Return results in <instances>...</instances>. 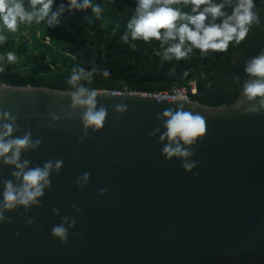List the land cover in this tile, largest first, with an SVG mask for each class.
I'll return each mask as SVG.
<instances>
[{
    "label": "water",
    "instance_id": "water-1",
    "mask_svg": "<svg viewBox=\"0 0 264 264\" xmlns=\"http://www.w3.org/2000/svg\"><path fill=\"white\" fill-rule=\"evenodd\" d=\"M244 86L216 106L90 89L95 110H106L96 129L84 124L88 106L73 103L76 90L1 81L0 132L11 123L6 140L30 133L40 141L21 149L17 163L53 167L38 203L5 208V182L23 180L0 157V264H264V97L249 100ZM169 108L205 120L191 144L177 137L188 156L163 152L176 147L160 138ZM60 225L66 241L52 233Z\"/></svg>",
    "mask_w": 264,
    "mask_h": 264
},
{
    "label": "trees",
    "instance_id": "trees-1",
    "mask_svg": "<svg viewBox=\"0 0 264 264\" xmlns=\"http://www.w3.org/2000/svg\"><path fill=\"white\" fill-rule=\"evenodd\" d=\"M223 4L230 15L238 0H212ZM27 12L35 11L30 0H22ZM71 0H53L51 11L39 23L18 21L11 32L0 24V82L45 85L60 89H116L127 87L137 91H153L194 82L191 99L203 104L232 102L246 82L245 67L264 45V0H254L256 19L239 44L235 40L226 51L202 53L193 48L184 59H164L165 49L177 41L133 40L129 21L136 15L138 0H90L86 8L70 7ZM83 4V0H77ZM99 5L100 11L93 12ZM63 6V7H61ZM174 8L194 15L191 4H174ZM205 6H201V11ZM40 5L36 6L39 9ZM53 13H56L53 19ZM223 18L215 22L220 23ZM51 21V23H49ZM211 14L205 23H211ZM188 23L178 20L177 25ZM191 26V25H190ZM164 30L162 29L161 32ZM128 35L125 42L122 37ZM135 45V48L132 46ZM185 48L190 47L186 42ZM16 59L10 62L7 53ZM159 53V55L157 54ZM73 68L84 73L75 85L69 83ZM109 72L108 76L103 71ZM95 70V71H93ZM91 73V76H88Z\"/></svg>",
    "mask_w": 264,
    "mask_h": 264
},
{
    "label": "clouds",
    "instance_id": "clouds-1",
    "mask_svg": "<svg viewBox=\"0 0 264 264\" xmlns=\"http://www.w3.org/2000/svg\"><path fill=\"white\" fill-rule=\"evenodd\" d=\"M191 4V11L194 15H189L187 12H182L178 8L172 7L174 4ZM33 12H27L24 8L22 0H0V24L11 32L17 30L18 21H27L31 23L33 19L39 23L51 11L53 0H30ZM40 5L39 9L36 6ZM90 5V0H83V4H77V0H71L70 7L86 8ZM205 7L201 11V6ZM254 0H238V3L233 8L230 15L222 11L223 4H214L212 0H138L136 7V15L129 21L128 28L131 30V38L133 40H143L145 42L152 39L161 41L162 45L168 41H177L170 44L164 51V59H171L174 56L177 60L184 59L192 51L193 48L199 49L202 53L212 51H226L228 44L235 40L239 44L248 34V26L256 19L252 9L254 8ZM63 7V6H61ZM93 12H99V5L93 6ZM208 14H211V23H205L208 19ZM57 14L53 13V19ZM218 18H223L220 23L215 21ZM178 20H187L188 23L177 25ZM51 23V21H49ZM191 25V26H190ZM164 30L161 32V30ZM6 38L0 35V43H3ZM122 39L127 42L128 35H124ZM190 47L185 48V43ZM135 48V45L132 46ZM159 55V53H157ZM7 59L12 62L16 59L12 52L7 53ZM3 71V69H0ZM95 71V70H93ZM245 72L257 79L248 81L244 86V94L249 100L259 96L264 97V54L256 56L246 64ZM84 69L77 72L73 68L69 83L75 85L81 79ZM104 76H108L109 72L105 69ZM91 76V73H88ZM87 93V98H82ZM97 92L89 90L85 87H79L72 93L74 104L87 105V110L84 112L83 121L85 126H94L96 129L103 127L106 110L101 107L95 110V97ZM184 99L183 96L179 97ZM264 105V99L261 100ZM118 110L122 111L123 107ZM5 118H9L8 113L2 114ZM163 116L168 119L165 122L167 131L161 135V140L165 137L170 142L176 143V147H172L171 143L166 145L163 152L170 158L174 155L188 156L190 153L187 150H182L179 140L185 144H191L198 136H202L206 132L205 120L199 114L182 109L173 112L171 108L163 112ZM11 119H15L14 117ZM4 131L0 132V157L5 158V163L15 164L21 169L19 172H14L13 175L21 177L23 183L19 187H14L11 181L5 182V190L3 193L5 208H14L17 203L28 205L30 203H38L37 197L43 195V188L50 184L48 180L49 170L53 167L52 162L45 163L43 168L36 167L24 171L28 161L23 164L17 163L21 149L27 147H35L40 144L37 140L33 144L30 140V133L25 136L5 139L10 137L13 132V125L6 123L3 126ZM11 152V156H7ZM62 161H56L55 167L59 169ZM186 169H191L192 164H185ZM87 174H85V177ZM107 189H101L102 195ZM3 214L0 213V220H3ZM31 222V221H30ZM75 221H73L74 223ZM54 236L59 237L62 241H66V229L60 225L52 229Z\"/></svg>",
    "mask_w": 264,
    "mask_h": 264
},
{
    "label": "built area",
    "instance_id": "built-area-1",
    "mask_svg": "<svg viewBox=\"0 0 264 264\" xmlns=\"http://www.w3.org/2000/svg\"><path fill=\"white\" fill-rule=\"evenodd\" d=\"M101 90V89H100ZM112 91H123V92H135V93H147V94H158V95H188L189 92L194 93L196 91L194 82H190L188 86H173L167 89H158L153 91H137L134 89H128L127 87L108 89Z\"/></svg>",
    "mask_w": 264,
    "mask_h": 264
},
{
    "label": "rangeland",
    "instance_id": "rangeland-1",
    "mask_svg": "<svg viewBox=\"0 0 264 264\" xmlns=\"http://www.w3.org/2000/svg\"><path fill=\"white\" fill-rule=\"evenodd\" d=\"M24 22V21H23Z\"/></svg>",
    "mask_w": 264,
    "mask_h": 264
}]
</instances>
